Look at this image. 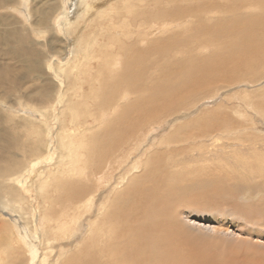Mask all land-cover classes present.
<instances>
[{"label": "rangeland", "instance_id": "rangeland-1", "mask_svg": "<svg viewBox=\"0 0 264 264\" xmlns=\"http://www.w3.org/2000/svg\"><path fill=\"white\" fill-rule=\"evenodd\" d=\"M212 1L218 3L219 10L209 12ZM239 1L243 4L227 7L228 0H30L33 17L26 7L21 13L10 6L0 8L1 14L8 12L18 20L14 18L18 33L8 39L23 54L22 60L11 59L5 52L7 44L0 45V76L8 77L2 80L0 77V97L5 92L10 95L0 100V169L4 175L8 174L0 176V264H58L55 260L66 255L71 263L105 262L96 255L88 259L82 246L96 236L100 227L119 231L122 217L105 224L100 222V215L102 211L107 216L122 208L116 198L117 205L110 201L116 195L117 182L124 176V182L133 186L132 181L142 176L146 162L153 156L158 158L163 182L168 184L166 188L178 186L187 190L191 200L185 202L187 197L183 196L169 217L172 220L166 224L172 233L169 242H164L173 252L171 264H264V63L252 70L245 64L238 75L225 71L215 73L217 81L209 88L205 89L210 84L205 82L197 92L180 94L183 99L173 103L167 99L156 110L153 106L147 114L150 117L142 123L129 117L131 124L139 125L124 132L119 127L113 132L110 123L120 112L119 108L122 110V104L137 99L133 92L138 88L130 89L131 98L128 94L122 99L120 93L116 95L118 103L111 105L116 107H113L115 112L105 106L100 111L102 101L96 98L102 87L108 91L113 86H121L118 75L130 70L134 71L132 77L143 79L155 73L157 79L159 74L178 77L185 73V61L189 58L200 61L220 45L212 32L207 29L202 32L205 29L202 25H213L225 15L236 16L252 25L253 14L261 12L260 5L257 0ZM51 3L55 4L53 11L47 19L40 20L37 9ZM251 5H256L258 10ZM17 6L22 8L18 3ZM65 8L66 14L62 16ZM0 30L2 37L7 38L8 27L1 24ZM176 34L180 36L179 42L173 39ZM196 34L198 37L191 41ZM200 44L208 46L204 48ZM215 65L220 68L221 61L217 60ZM11 79L16 81L14 85ZM144 81L151 84L149 80ZM72 111L93 115L74 119ZM117 131L122 136L113 140ZM58 133L70 134L69 144L73 139L74 144L83 146L84 154L102 140L107 145L102 146L104 150H109L111 143V147L113 144L127 146L110 163H114V169L109 172L101 169L97 173V184L105 185L92 191L90 203L84 208L88 213L84 212L81 219L71 215L70 199L54 185L48 189L53 192L52 196L47 192L45 198L38 191L39 179L48 177L50 184H54L55 179L64 178L63 153L71 154L60 144ZM162 153L164 156L160 157ZM71 156L67 158L72 162ZM75 173L70 181L86 184ZM88 180L89 186L96 185L92 177ZM148 185L151 187L145 181L144 187ZM62 199L64 202H59ZM158 208L167 219L168 202L160 203ZM54 211L60 215L58 219ZM142 211L144 214L145 210ZM187 213L193 222L186 218ZM73 220L77 222L76 228H72ZM134 220L141 227L149 225L141 214L139 220ZM52 221L60 224L50 230ZM47 232L51 236L49 245L45 240ZM94 238L91 242L97 244L98 237ZM44 259L47 260L44 262ZM109 259L107 256V264Z\"/></svg>", "mask_w": 264, "mask_h": 264}, {"label": "bare ground", "instance_id": "bare-ground-1", "mask_svg": "<svg viewBox=\"0 0 264 264\" xmlns=\"http://www.w3.org/2000/svg\"><path fill=\"white\" fill-rule=\"evenodd\" d=\"M29 1L30 0H14V1H12V0H0V8L1 7L6 8V7L10 6V7L15 8L17 11L20 10L19 12L21 13V10H23L26 7L30 11L31 16L33 17L34 15L32 13V9H31L32 3L30 4ZM228 1H230V4H228L227 7H229V6L230 7H237L241 4H243V1H239V0H228ZM245 1H248V0H245ZM17 3L20 4V6H22V8L18 7L19 5L17 6ZM257 3L261 7V12L258 13L257 15H256L257 12H255L253 14V16H252L253 18L251 21L252 25H250V26H248L247 22H245L244 20H238L236 16L232 17L230 15L229 16L225 15V16L221 17L222 19L218 18V22L214 23L213 25H210V26L202 25V28H205L202 30V32H207L206 29L208 31L212 32L213 39L218 40L220 42V45L218 46V48L215 52H213L210 56L202 58L200 61H197L196 58H189L187 61H185V63L183 65L186 67V71L182 75H180L178 77H164L162 74H159L160 76L157 79L155 77V75H157V74L155 73V74H152L151 78L143 79V77H132L134 74V71L130 70L127 73L123 72L122 74L118 75V77L120 76L118 78V83H120V84L122 83L121 86L120 85L113 86L114 88L113 87L108 88V91L106 90V88L102 87L100 90L101 94L96 97L98 100L102 101V104L100 105V111H102L104 109V106H105L107 110H112V111L114 110V112L116 109H113V107L115 105H117V103H118V100H116V98H115L116 95L120 93V99H122L123 97H125L126 94H128L129 98H131L130 97L131 96L130 89L136 88V87L138 88V90L136 91L137 93L133 92L134 97H137V99L134 102L127 103L126 105L122 104V106H121L122 110H121V108H119L120 112L118 111L115 120H113L110 123V127L112 129L114 128L113 132L118 130V127H119V131H120V129H122L123 132H124V130L126 131V129L128 131V129H130V127H134L136 129V127L139 124L137 126H134L133 124H131L130 123L131 121L130 122L128 121L129 117L130 118L131 117L137 118L136 120L133 119L134 122L140 121V123H142L143 121H145L146 119H148L150 117V115H147V114L151 113V108L153 106H154V110H156L167 99L171 103H173V101L183 99L184 96L179 97L180 94L185 93V92H197V89L200 86H202L205 82L207 84L210 83L208 85V87H206L205 89L209 88V86L216 83V81H217V75L215 73H218L220 71H225V72H227V74L230 72H236L238 75L239 72H241V70L245 64H247L248 67L251 68V70L256 68L257 65L263 64L264 63V0H257ZM210 4H212L213 6L209 7L210 8L209 12H211L214 9L219 10L217 2L212 1ZM54 6H55L54 3L46 4V5H40L39 8L37 9V13H36L39 15V19L40 20H45V18L47 19L48 16L50 15L51 10L53 11ZM250 7L258 10L256 5H251ZM141 9H143V8H141ZM66 11H67V9L65 8L64 12L62 13V16H64L66 14ZM194 17H196V19H197L196 14L194 15ZM12 18L14 19L15 17L10 15V13H8V12L6 14L2 13L0 15V25L3 24L5 27H8V30L6 32L7 38L2 37V35H1L2 32L0 30V45L1 44H7L5 52L9 54V55L7 54L9 58L12 59L15 57L17 59L22 60V58H23L22 51L15 49V46L13 44H11L9 42V39H8V37L13 35L14 33H18V30H17L18 27H16V25L14 24L16 18L14 20ZM40 20H38V21H40ZM201 21H202V19L200 17H198V22H201ZM41 22L43 23V21H41ZM38 25H39V23H38ZM42 31L43 30H41V31L39 30V32H42ZM223 34H225L227 36H224ZM179 37L180 36H178L176 34L173 37L174 41L179 42L178 41ZM197 37H198V34L192 36L191 41H193ZM88 44H89V42H88ZM200 45L203 46L204 48H206L208 46L205 44H200ZM23 46H25V45H23ZM21 49H23V48H21ZM89 49H91V48L89 47ZM123 50H125V49H123ZM88 54H90V53H88ZM143 58H145V57H143ZM217 60L221 61V67L220 68H217V66L215 65V62ZM105 61H107V59ZM130 61H132V59L127 60L126 63H129ZM110 62L108 61V63H110ZM115 62L118 63L119 61H115ZM105 63H107V62H105ZM108 65L109 66L112 65V62ZM183 65L177 64V66H179V67H181ZM135 66L136 67H143V65H139V64H135ZM133 67H134V65H133ZM4 69H6V68H4ZM163 69H164V67H162L160 69V71ZM12 70H11V72H12ZM7 72H8V70H7ZM113 73L114 72H112L111 74L114 75ZM0 77L2 80L3 78L5 79L7 76L5 74H2V76H0ZM73 80L75 81L74 83H76L78 80L77 76L74 77ZM144 80H149L151 82V84L147 85V83ZM114 81H116V80H114ZM10 82H12V84L14 85V82H16V81L11 79ZM180 85H183V88L179 89L178 87ZM105 91H106V93H105ZM7 94H8L7 92L3 93L2 97H0V100L1 99L5 100L8 96H10ZM74 102L75 101H73V103ZM0 103H2V101H0ZM120 103H121V101H120ZM83 104H85V103H83ZM66 105H67V103H66ZM111 105H114V106H111ZM24 106H26V105H24ZM27 107H29V106L27 105ZM114 108H116V107H114ZM74 109H76V108H74ZM72 113H73L72 117L74 119H76L78 117H82V116L87 117V116L93 115V113H88L87 111L86 112H76V111L73 112L72 111ZM94 117H95V115H94ZM104 118L105 117L103 115L102 119H104ZM134 124H137V123H134ZM105 130H108V129H105ZM31 133L33 134V131ZM130 133H132V130ZM58 134H59L58 135L59 136V142H60V144H62V147L68 148L70 151L69 153L73 156H71L69 154L66 155L65 153H63L64 158L62 159L61 162H62L64 168L61 169V173L63 174L62 177H64V178L55 179L57 181L54 184H50L48 177H45L43 179L42 178L39 179L37 182L38 183L37 184L38 185V191H40L42 196L45 198L48 197L47 192L49 193V196H52V195H54L53 192L49 191L48 189H50V187L52 185H54L55 188H57L59 191H61V192L63 191L65 197L67 196L70 199L68 211H73V214H71V215L73 217L81 219V217L84 215V212H85V214L88 213V212H86V210H84V208H85V206H88L90 203V199L92 197L91 196L92 191L99 189L100 187L105 185V184H97V182H98V181H96L97 180L96 179L97 173L100 174L101 169H106L107 172H109L111 169H114L115 168L113 166L114 163H112V164H110V163L116 159L115 158V157H117L116 153L118 151H125L126 150L125 147H127V146H118V145L113 144V147H111L112 146V143H111L110 148H108L109 150H104L102 148V146H105L104 145L105 143L102 140L101 142H98V145H95V146L91 145L92 147H90V148L88 147L90 151L88 153L86 152V154H84V153H82L83 152V150H82L83 146H81L80 144H77V143L74 144L72 141L73 139L71 140V143L69 144L68 141H70V138H71V137H69L70 134H68L67 136H64V133H63V135L60 133H58ZM82 135H84V138H86L84 132ZM120 136H122V135L117 131L116 133H114L113 140L120 139V138H118ZM92 138H94V137H92ZM124 138H125V136H124ZM130 140L131 139H129L128 141H130ZM84 143L85 142H83V144ZM71 144H73L74 147H72ZM122 144H124V143L122 142ZM99 146H101V147H99ZM68 149H67V152H68ZM81 150H82V152H81ZM175 152L176 151H173V153H175ZM195 154H197V153H195ZM222 155H224V153ZM68 156H71L72 162L70 161V159L67 158ZM159 156L160 157L164 156V154L162 153ZM196 159H197V156H196ZM157 160H158V158L156 156H153L151 158V160H148L146 162V164H145L146 171L143 172L142 176L139 175V176H137L138 177L137 179L135 178L136 180L132 181V183H134L133 186L129 187V185H131V184L128 185V183L124 182L125 181L124 176L121 177L122 180L117 182L116 189H115L116 195H114L110 201H113V202H111L113 205H117L118 204V203H116V199H117L119 201V203L121 202L120 206H122V208H120V209L116 208L115 211L113 210L114 212L107 214V216H105V214H104L105 211H102L103 213L101 212L102 215H100L101 217L99 218V220H100V222H103L105 224L108 220L110 222L114 223L115 217H122L123 222H122V224H120L121 227L119 226L120 228H119L118 232H116V230H114V229L111 232V231L106 230L103 227H100L99 231L95 234L98 237L97 244H95V241L91 242V240L95 239L94 237H96V236H94L93 239L88 240L87 243H84V246H82V247L84 249H86V251L84 250L83 254L85 255V253H86L88 259H89V257H94L96 255L98 258L102 259V261L105 260V262H106V263L105 262L99 263L100 262V260H99V262L98 263L96 262V264H107V261H106L107 256H109L110 259L113 260V261H110V259H109L108 264H166L168 262H169L168 264H171V262H172L171 255H173V252H172V249L170 247H168V245H166V244L169 242V240L171 238L169 236L172 233H170V228H169V226L166 227V224L172 220V219H170L171 216L173 215L172 212H174L176 210V208L178 207L177 203L182 200L183 196L187 197V200L185 202H188V201L191 202V200H189L190 197L188 198L189 195H188L187 190L185 191L184 189H181L178 186H170L171 190L169 188H166L168 184L167 183L164 184V182H163V180H164L163 176L160 174L162 168H160L161 166L159 165ZM156 162L158 163V166L156 165ZM218 162H220L221 164L223 163L222 160L221 161L219 160ZM32 163H34V162H32ZM238 164H241V163L239 162ZM238 164H237V167H238ZM108 165H111V167H107ZM30 166H32V165H30ZM72 166H73V168H72L73 172L71 174L70 167H72ZM94 168L97 171H93ZM142 169H144V168H142ZM75 170L77 171V173L74 172ZM61 173H60V175H61ZM74 173H75V175L80 176V178L85 179V180H80V181H84V183H86V184L78 185V184L74 183L75 181H70V179ZM6 175H8V174L4 175V171L0 169V176L3 178ZM91 177L93 178V183L96 184L94 187L89 186L88 182H86V180H88V179L91 180ZM129 179H128V181H129ZM128 181H126V182H128ZM145 181L149 182L151 187L149 185L147 187H144ZM32 183H34V182H32ZM159 185H161V188L158 187ZM9 190H12V189H8V191ZM119 190H120V192L118 193ZM166 191L169 194H167ZM58 194H60V193H58ZM145 201H146V203H145ZM147 201H150L151 203L148 202V204H147ZM166 201L168 202V204L170 206V208H168L169 211L167 214V217H168L167 219H166V214L162 213L161 210L158 208L160 203H164ZM14 202H16V201H14ZM59 202H64V200L59 201ZM59 202H57V203H59ZM43 203L45 204V202H43ZM43 203H41V204H43ZM100 203H102V204L105 203L104 197H102ZM44 204L42 206L43 208H44ZM145 204L147 205L146 208L144 207V206H146ZM103 207H105V204ZM108 209H109V207H108ZM142 210H145L144 214H143ZM51 211H52V209H51ZM58 211H59V209H58ZM68 211L66 212V214H69ZM52 213L55 214L56 212L54 211ZM140 214L143 217V219L146 218V220H147L146 222H148L149 225L141 227L139 225L134 224V222H132V220H134V219L136 220L137 218L139 220ZM190 215L191 214L187 213L186 218L189 221H192ZM52 216L54 217V215H52ZM56 216H58V215H56ZM59 217H60V215L57 217V219ZM53 219H55V218H53ZM49 220H51V219H49ZM103 220H105V222ZM61 221H62V219H61ZM109 221H108V223H109ZM59 222L60 221H56V222L52 221L50 223L51 224L50 230H53L54 227ZM47 223H49V222H47ZM76 223L77 222H75V220H73L72 228L77 227V226H75ZM63 224H65V223L63 222ZM123 224H124V227L122 226ZM100 225H101V223H100ZM149 229H150V231L149 232L147 231L148 232L147 233L146 230H149ZM89 230H91V229H89ZM43 232H45L44 229H43ZM65 237L66 236H64V238ZM60 238H61V236H60ZM45 240H46V244H48L47 243L48 241H49V243L51 242L50 241L51 240L50 233L45 235ZM111 240L114 241V242L112 241L113 242V244L111 243L112 245L110 244ZM172 242H174V241H172ZM163 244H165V247ZM77 246H79V245H77ZM94 247H97L96 248L97 250H93ZM46 249L48 250V248H46ZM78 249H80V248H78ZM51 250L53 253V249H51ZM72 252H73V250L71 251V255H72ZM9 256H8V258H9ZM32 257H33V253H32ZM66 257H67V255L64 256L63 259L57 258L55 261H58L59 262V263L57 262L58 264H78L75 262L71 263V260L66 259ZM177 259L178 258H176V260ZM45 260H47V259H44V262H45Z\"/></svg>", "mask_w": 264, "mask_h": 264}]
</instances>
